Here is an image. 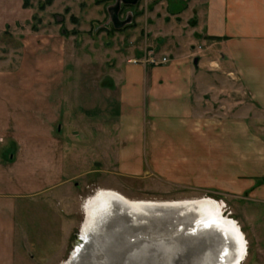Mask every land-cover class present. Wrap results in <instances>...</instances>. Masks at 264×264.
<instances>
[{"label": "crops", "instance_id": "0c3cea01", "mask_svg": "<svg viewBox=\"0 0 264 264\" xmlns=\"http://www.w3.org/2000/svg\"><path fill=\"white\" fill-rule=\"evenodd\" d=\"M154 2L160 35L177 42L156 64L119 57L106 138L67 146L60 34L26 31L0 58V264L57 258L67 195L88 186L155 181L264 201V0Z\"/></svg>", "mask_w": 264, "mask_h": 264}, {"label": "rangeland", "instance_id": "374dc122", "mask_svg": "<svg viewBox=\"0 0 264 264\" xmlns=\"http://www.w3.org/2000/svg\"><path fill=\"white\" fill-rule=\"evenodd\" d=\"M116 1H120L119 10H116L120 20L131 15L120 27H115L111 20ZM154 3V0H137L134 4L123 0H0V58L14 54L24 32L29 30L43 28L65 39L67 93L70 96L66 117L68 148L76 145L77 148L82 141L106 138L107 127L111 130L109 135L113 134L110 127L116 117L117 91L107 88V80L112 77V69L120 56L131 51L133 56L129 58L140 60L149 53L165 54L163 49L168 53L176 44L177 38L160 35L156 17L161 16H155L158 9ZM182 36L183 40L188 39L186 32ZM73 129L81 136L73 135ZM99 189L115 190L132 200H182L210 195L207 197L224 203V215L238 221L241 230L244 224L250 228L251 239L242 230L247 244L241 264H264V201H252L249 206L246 199L228 198L217 190H193L174 183L130 180L125 182V187L94 185L79 190V196L74 191L71 197L68 194L61 212L65 234L63 252L52 261L37 264H60L75 249L84 217L82 204Z\"/></svg>", "mask_w": 264, "mask_h": 264}, {"label": "bare ground", "instance_id": "6f19581e", "mask_svg": "<svg viewBox=\"0 0 264 264\" xmlns=\"http://www.w3.org/2000/svg\"><path fill=\"white\" fill-rule=\"evenodd\" d=\"M222 207L207 196L132 200L99 189L81 207L85 243L60 264H241L247 243Z\"/></svg>", "mask_w": 264, "mask_h": 264}, {"label": "water", "instance_id": "95a60500", "mask_svg": "<svg viewBox=\"0 0 264 264\" xmlns=\"http://www.w3.org/2000/svg\"><path fill=\"white\" fill-rule=\"evenodd\" d=\"M125 3H135L137 0H123ZM119 3L120 1H116L115 3V12L113 15H111V20H112V24L115 26V27H120L122 24L126 23L130 18H131V15L130 14H127V17L125 20H120L118 18V14H117V11L119 10ZM117 10V11H116ZM129 18V19H128ZM84 241V242H83ZM86 240H83L80 236V234L78 235V239H77V245H83L85 243Z\"/></svg>", "mask_w": 264, "mask_h": 264}, {"label": "built area", "instance_id": "2783aa9c", "mask_svg": "<svg viewBox=\"0 0 264 264\" xmlns=\"http://www.w3.org/2000/svg\"><path fill=\"white\" fill-rule=\"evenodd\" d=\"M131 61L134 62V63H137V62H144V63H150V64H156V63H158L156 61L155 57L152 54H149L148 56L145 55L140 60H139V58H137V59L134 58ZM165 61H166V58L165 57H162L160 62H165Z\"/></svg>", "mask_w": 264, "mask_h": 264}]
</instances>
